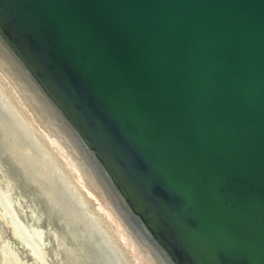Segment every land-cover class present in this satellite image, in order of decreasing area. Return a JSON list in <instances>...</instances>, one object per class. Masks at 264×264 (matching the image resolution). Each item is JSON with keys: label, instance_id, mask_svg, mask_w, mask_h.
<instances>
[{"label": "water", "instance_id": "95a60500", "mask_svg": "<svg viewBox=\"0 0 264 264\" xmlns=\"http://www.w3.org/2000/svg\"><path fill=\"white\" fill-rule=\"evenodd\" d=\"M0 42L161 264H264V0H0Z\"/></svg>", "mask_w": 264, "mask_h": 264}, {"label": "bare ground", "instance_id": "6f19581e", "mask_svg": "<svg viewBox=\"0 0 264 264\" xmlns=\"http://www.w3.org/2000/svg\"><path fill=\"white\" fill-rule=\"evenodd\" d=\"M0 46L7 58L0 56V216L5 224L38 264H161L119 219L87 156L77 159L70 130L55 121L35 88L22 83V69ZM8 243L1 246L2 264L34 263Z\"/></svg>", "mask_w": 264, "mask_h": 264}, {"label": "rangeland", "instance_id": "374dc122", "mask_svg": "<svg viewBox=\"0 0 264 264\" xmlns=\"http://www.w3.org/2000/svg\"><path fill=\"white\" fill-rule=\"evenodd\" d=\"M5 223H6L5 220L0 216V251L2 250L1 246L7 240L9 242L8 244L10 246H12V248H14L15 250H18L19 255L22 258H25L29 261L33 260L34 261L33 264H38V262H35L34 258L32 257V255L30 254V252L26 248V246L23 244V242L16 237L14 230L12 228H10ZM0 254H1V252H0ZM1 264H2V262H1Z\"/></svg>", "mask_w": 264, "mask_h": 264}]
</instances>
